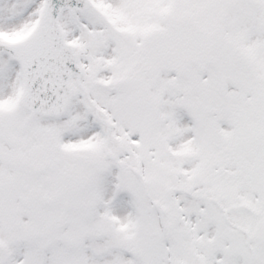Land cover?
Returning <instances> with one entry per match:
<instances>
[{"label":"snow or ice","instance_id":"1","mask_svg":"<svg viewBox=\"0 0 264 264\" xmlns=\"http://www.w3.org/2000/svg\"><path fill=\"white\" fill-rule=\"evenodd\" d=\"M0 264H264V0H0Z\"/></svg>","mask_w":264,"mask_h":264}]
</instances>
